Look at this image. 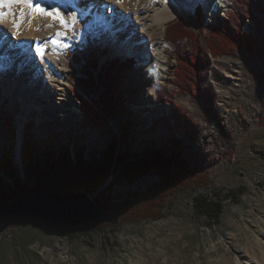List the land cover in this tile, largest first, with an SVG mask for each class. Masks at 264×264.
I'll return each mask as SVG.
<instances>
[{
	"label": "rangeland",
	"instance_id": "rangeland-1",
	"mask_svg": "<svg viewBox=\"0 0 264 264\" xmlns=\"http://www.w3.org/2000/svg\"><path fill=\"white\" fill-rule=\"evenodd\" d=\"M41 1L43 6L44 0ZM145 1L150 0L141 2ZM75 2L52 0L62 13ZM234 2L230 0L216 15L207 10L204 2L178 7L177 17L167 26L183 17L190 28L198 29L196 8L200 3L206 20L214 23L216 16L232 13ZM79 15L77 26L88 23V14ZM125 20L120 17L121 22L130 26ZM167 26L162 32L164 39ZM58 29L60 25L53 22L50 37ZM243 30L254 44L253 51L233 48L227 55L208 56L210 65L195 93L183 92L176 85L178 64L167 41V54L160 56L169 65L165 84L141 89L144 86L137 80L142 57L114 53L121 41H103L99 33H95L92 45L62 41L67 45L61 48L66 65L60 63L71 84L62 91L55 82L58 90L50 108L42 103L43 85L32 87L25 68L19 74L16 70L11 72L15 86L10 94L3 87L0 74V160L9 157L15 165L19 164L25 142L50 149L52 146L69 147L73 152L84 150L89 160L111 143L119 145L120 152L125 154L129 147H138L143 138L170 137L181 141L182 155L194 172L183 190L168 189L167 198H163L160 174L141 179L120 174L117 180H110L111 185H106L104 196L116 209L123 208L112 210L121 217L118 225H102L91 233H74L64 239L48 237L31 226L12 227L0 234V264H264V13L247 19ZM66 36L75 40L72 31H67ZM140 40L142 35L138 34ZM13 43L17 46L18 39L12 37L10 44ZM1 44L7 45L5 40ZM94 50L99 51L102 64L108 59L134 58L136 66L123 74L125 102L116 117L107 120L104 127L92 125L88 129L78 96L83 92L74 84L84 77L86 66L74 64L72 57L74 52L80 57L93 56ZM31 53L36 57V68L44 70L43 61L32 50ZM9 59L16 66L15 60ZM57 66L60 67L59 63ZM21 75V84L17 86ZM133 79L136 85H131ZM67 90L72 102L59 99L64 98L61 95ZM153 92L156 98L151 101L149 93ZM98 94L84 97L95 101ZM39 112L42 116L38 118ZM174 114L178 117L173 119L176 129L171 134L167 131V119L158 131L151 129L158 120L172 118ZM123 136H127L128 148L121 143ZM99 193L90 196L95 200ZM199 194H208L223 204L220 225L194 215L193 200Z\"/></svg>",
	"mask_w": 264,
	"mask_h": 264
},
{
	"label": "trees",
	"instance_id": "trees-1",
	"mask_svg": "<svg viewBox=\"0 0 264 264\" xmlns=\"http://www.w3.org/2000/svg\"><path fill=\"white\" fill-rule=\"evenodd\" d=\"M199 16L198 29L193 30L183 17L167 26L165 41L173 48V59L178 64L175 69V83L187 93H195L203 84V75L210 65L209 57L217 58L227 55L233 48H244L253 51L254 44L244 32L243 23L264 13V0H235L232 13L225 17L216 16L214 23L206 20L205 10L199 5L196 8ZM93 56L80 57L73 53L76 65L84 64V77L74 83L84 94H98L97 100H90L78 93L86 128L106 126L107 120L115 118L124 104L122 80L125 72L136 66L133 58L108 59L102 64L94 50ZM87 63V64H85ZM90 95V96H91ZM158 120L151 128L158 131L160 124L167 119L168 133L176 129L173 119ZM178 119V118H177ZM170 138V137H169ZM157 140L152 137L140 140L138 147H129L127 136L121 143L128 148L125 154L120 146L110 144L106 150L96 152L89 160L85 151L73 152L71 148L54 149L51 146H39L25 142L20 154V162L15 165L14 159L5 157L0 160V204L27 198L34 192L86 193L95 196V201L104 209L123 210L104 199L106 185L120 174L130 179H141L151 174H160L163 185V198H167L168 189L183 190L193 169L182 155L178 139ZM52 141H55L54 138ZM125 147V148H126ZM193 172V173H192ZM192 185V182H191ZM193 213L198 218H205L212 225H220L224 206L208 194H199L193 200ZM74 235V234H73ZM71 235V237H73Z\"/></svg>",
	"mask_w": 264,
	"mask_h": 264
},
{
	"label": "bare ground",
	"instance_id": "bare-ground-1",
	"mask_svg": "<svg viewBox=\"0 0 264 264\" xmlns=\"http://www.w3.org/2000/svg\"><path fill=\"white\" fill-rule=\"evenodd\" d=\"M141 1L123 0L122 4H118L115 0H95V2L93 0H76L69 11L63 12L66 17L71 13H75L77 16V23L70 30L75 35V40L65 34L62 41H73L77 44L85 43V45L87 42H91L90 45H92L96 39L94 37L95 33L101 34L103 41L106 39L108 41L112 40V43H115L116 40L121 41L118 44L116 43L118 47L116 50L114 49V53L136 55L137 58L138 56L142 57L139 58L138 62L141 71L137 83L143 84L144 87H141V89H145L151 84L155 86L156 83L165 84L169 65L168 60L160 56L167 54L166 49L169 45L163 38L162 32L167 24L177 17L179 13L178 7H193L199 2H204L207 10L212 15H216L223 11L230 2V0H162L160 4H156L153 0L145 1L144 3ZM36 2L42 4L41 0H36ZM103 5H107V7L104 9L102 8ZM43 7L49 10L56 8L52 4V0H44ZM13 11L18 13L19 7L14 8ZM81 12L88 14L90 19L88 23L77 26L79 25L78 21L81 18L79 14ZM121 16L126 18L125 21L129 22L130 26H126L124 22L120 21ZM27 21L28 17L26 16L25 23L20 29L21 35L14 37L18 39L17 46L14 43L10 44L13 37L11 17L7 22L0 24V74L3 77L1 78V83L3 87L9 89L7 93L10 94L11 89L15 86L13 85L14 80L12 81L11 79V72L16 70V74H19L20 70L25 68L24 70L28 72L27 74L31 78L29 80L32 82V87L43 85L44 91L41 95L44 98L42 103L44 107L49 106L50 108L54 106L53 98L58 90L55 82L59 84V88L62 87V91L66 90L71 84L65 74L67 71L62 67V65H66V58L61 53V49L53 51L51 45L48 44L46 55L43 59L39 57L44 63L45 71L40 66L36 68V57H33L31 50L35 53L37 43L45 44L49 40L52 27L49 28L46 25L49 23L53 24V22L46 17L38 16L32 19L31 28H27ZM37 28L40 30L36 31ZM57 31L64 30L58 29ZM55 33L52 37L55 36ZM138 34L142 35L140 42H138ZM2 40H5L6 46L1 44ZM9 57L15 60L16 66L13 65L14 61H11ZM60 62L63 64L61 65ZM58 63L60 67L57 66ZM13 77L14 79L16 78L14 74ZM22 77L21 75L17 86L21 84ZM131 85H136V79L132 80ZM48 88L49 90H47ZM61 96H64V98H59L60 100L71 101L72 97L68 90ZM149 98L154 101L156 92L149 93ZM26 105L31 107L28 103ZM69 105L71 106L72 104L69 103ZM41 116L40 112L37 113L38 118Z\"/></svg>",
	"mask_w": 264,
	"mask_h": 264
},
{
	"label": "water",
	"instance_id": "water-1",
	"mask_svg": "<svg viewBox=\"0 0 264 264\" xmlns=\"http://www.w3.org/2000/svg\"><path fill=\"white\" fill-rule=\"evenodd\" d=\"M121 217L105 210L89 194H53L42 190L12 204H0V234L31 226L48 237L88 234L102 225H118Z\"/></svg>",
	"mask_w": 264,
	"mask_h": 264
},
{
	"label": "snow or ice",
	"instance_id": "snow-or-ice-1",
	"mask_svg": "<svg viewBox=\"0 0 264 264\" xmlns=\"http://www.w3.org/2000/svg\"><path fill=\"white\" fill-rule=\"evenodd\" d=\"M116 3L122 4L123 0H115ZM19 7V12H14L13 9ZM6 10V11H5ZM27 10V11H25ZM28 17V27L32 26V19L42 16L50 19L54 23H58L60 28L64 31H57L54 37H50L45 44L37 43L35 46V53L38 57L43 59L47 53L48 44L51 45L53 51L61 48H66L67 45L62 43V38L67 31L72 30L77 23V16L75 13L69 14L67 17L58 8L47 9L43 7L36 0H0V24H3L11 17V28L13 37L21 35V27L25 23V17ZM52 23L46 25L51 28ZM40 29L37 28L36 31Z\"/></svg>",
	"mask_w": 264,
	"mask_h": 264
}]
</instances>
